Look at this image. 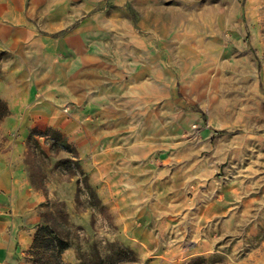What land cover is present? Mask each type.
<instances>
[{
  "label": "rangeland",
  "instance_id": "rangeland-1",
  "mask_svg": "<svg viewBox=\"0 0 264 264\" xmlns=\"http://www.w3.org/2000/svg\"><path fill=\"white\" fill-rule=\"evenodd\" d=\"M60 9L76 14L60 20L78 30L61 63L76 94L52 79L43 90L67 125L4 120L0 157L38 186L32 242L47 224L70 247L56 260L31 242L0 264H264V0ZM27 53L19 67L0 54L6 89V70L58 74L54 50ZM48 128L74 152L28 140Z\"/></svg>",
  "mask_w": 264,
  "mask_h": 264
},
{
  "label": "crops",
  "instance_id": "crops-1",
  "mask_svg": "<svg viewBox=\"0 0 264 264\" xmlns=\"http://www.w3.org/2000/svg\"><path fill=\"white\" fill-rule=\"evenodd\" d=\"M71 1L74 0H0V54L16 60L17 67L27 59V52L46 48L54 50L62 59L58 63V74L48 77L36 64L31 65L28 72L6 70L5 75L10 76L8 78L16 87L6 89L0 83V97L9 110L4 120L11 118L25 129L32 125L66 127L65 119L55 115L53 105L44 101L49 96L43 86L52 79L58 86L67 87L66 80L62 79L61 74L66 72L61 71V63H70L76 55L78 30L75 24L61 26L62 18L75 19L76 14H62L60 3ZM68 80V92L75 98L73 89H77V83ZM36 191L25 172L14 165L12 156L0 157V260L14 255L17 247L23 250L30 246V228L38 222L35 209L40 199Z\"/></svg>",
  "mask_w": 264,
  "mask_h": 264
},
{
  "label": "trees",
  "instance_id": "trees-1",
  "mask_svg": "<svg viewBox=\"0 0 264 264\" xmlns=\"http://www.w3.org/2000/svg\"><path fill=\"white\" fill-rule=\"evenodd\" d=\"M8 114V106L6 102L0 97V124L4 118L8 116ZM34 136L44 137L51 152H53L55 149L58 151L63 150L72 153L74 152L72 146L68 144L66 140L63 139L61 134L56 130L51 128H48L43 132L33 130L28 140L35 146H38L37 142L32 139ZM41 153L43 152L41 151ZM66 162L68 161H62V163ZM31 184L34 188H38V186L34 184L33 181H31ZM69 247L70 242L66 238L60 236L54 229H52L50 225L44 224L38 226L30 250L44 249L51 252L56 260H58L61 253L67 250Z\"/></svg>",
  "mask_w": 264,
  "mask_h": 264
}]
</instances>
